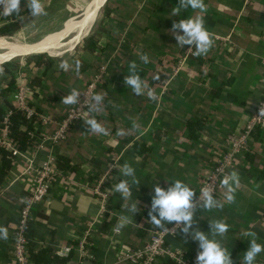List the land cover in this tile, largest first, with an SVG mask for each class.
Wrapping results in <instances>:
<instances>
[{"label":"crops","instance_id":"obj_1","mask_svg":"<svg viewBox=\"0 0 264 264\" xmlns=\"http://www.w3.org/2000/svg\"><path fill=\"white\" fill-rule=\"evenodd\" d=\"M88 3L87 13L90 5L97 8L86 26L88 34L70 49L66 45L77 34L63 38L61 56L39 52L53 60L47 71L27 61L38 54H24L26 61L17 62V88L8 96L14 104L16 90L26 87L33 105L35 93L41 92L33 78L44 73L48 108L39 111L57 121L96 83L85 120L72 124L65 138L54 141L55 123L39 124L49 135L35 160L67 156L79 168L64 173L71 176L52 189L63 209L36 213L31 235L42 245L32 244L34 264L33 253L40 250L53 252L63 264H79L85 256L77 249L78 237L90 225L87 248L93 258L88 261L125 264V249L143 246L151 229L176 223L214 157L226 150L231 135L244 129L264 93V0ZM51 7L45 10L61 12L71 5ZM93 33L103 49L90 52L82 46ZM75 57L84 61L85 69L76 65ZM191 120L203 121L194 136L188 132ZM136 141L150 151L135 148ZM24 162L13 164L5 176L8 186L3 185L5 178L0 182V264L11 263L14 225L30 186L21 176ZM109 163H114L110 199L100 217L105 204L85 184L104 174ZM263 167L264 130L255 129L231 180L169 237L171 246L202 264H227L231 258L234 264H264V179L258 175ZM66 245L71 246L69 257L60 254Z\"/></svg>","mask_w":264,"mask_h":264},{"label":"built area","instance_id":"obj_2","mask_svg":"<svg viewBox=\"0 0 264 264\" xmlns=\"http://www.w3.org/2000/svg\"><path fill=\"white\" fill-rule=\"evenodd\" d=\"M6 6L0 4V12L10 13L9 0ZM264 83V77H263ZM96 83L86 87L81 97L73 102L66 110L61 120H50L42 112L37 110L31 103V94L26 87H20L15 93L13 106L23 111V118L27 125L26 132L32 138L25 149L21 148L17 139L10 129V116L13 109L8 108L0 120V146L5 147L13 155V163L25 160L24 170L21 176L30 182L28 192L20 207L18 219L14 225L13 237L10 242L11 263L10 264H34L31 255L32 244L42 245L41 241L35 240L31 235V228L36 213L41 208L49 207V198L52 189L59 180L71 175L64 174L57 164V158L35 160L37 153L43 148V142L47 135L39 124L55 123L57 126L52 133L54 141L65 138L69 127L72 124L81 123L85 120L88 107L92 104V98ZM30 126V127H29ZM255 129L264 130V93L262 98L253 109L249 121L243 130L234 133L227 140L225 151H219L207 168L198 188L195 197L179 210L176 216V223L172 226L156 227L150 230V238L141 247L127 248L122 253V260L125 264H163L165 260H172L174 264H202L200 261L189 257L178 247H172L169 237L176 236L178 230L187 222L195 210L205 206L212 198L219 195L225 188L226 183L231 180L233 169L239 164V154L249 148V141ZM114 163H109L104 174L89 180L85 188L97 198L103 200L105 207L100 211L99 216L107 212L109 202L108 179L112 174ZM71 179V178H70ZM10 180L6 177L4 186H8ZM97 218L94 219V223ZM93 228H89L78 237L77 249L83 257L79 264L93 258L92 252L87 248L89 237ZM71 246L66 245L61 255L70 256Z\"/></svg>","mask_w":264,"mask_h":264},{"label":"trees","instance_id":"obj_3","mask_svg":"<svg viewBox=\"0 0 264 264\" xmlns=\"http://www.w3.org/2000/svg\"><path fill=\"white\" fill-rule=\"evenodd\" d=\"M31 1V0H30ZM32 3V1L30 2ZM30 3L24 10H19V0H10L9 9L10 13L0 12V36L12 37L21 27L33 19L32 15L27 16L30 13ZM108 6V5H106ZM110 11L105 9V15H109ZM97 34L93 33L89 37L83 40V49H87L90 52L96 51L98 48L103 49V46L99 44ZM34 61L35 66L45 67L47 71L51 67L53 60L46 54H38L28 57L27 61ZM74 62L77 66L84 68V61L79 57H75ZM20 68V65L15 61H4L0 63V120L5 115L8 108L13 109V113L10 116V129L13 136L17 139L21 148L25 149L29 142L32 141L30 135L26 132L27 125L25 123V118H23V111L15 108L13 104L8 100L10 92L15 91L17 88V81L15 75ZM85 69V68H84ZM83 70V69H82ZM41 74V78H43ZM39 76V75H38ZM41 78L35 76L33 82L40 85L41 92L35 93V100L32 102L33 105L43 112H46L47 108L44 105L46 103V96L42 88H44V83H41ZM40 95V96H39ZM55 98V95H54ZM68 103V102H67ZM70 102L68 103V105ZM203 124L202 120H191L188 123V132L190 136L195 135V131L200 128ZM30 127V126H29ZM135 148H143L145 151H150L151 148L147 147L145 144L136 141L134 142ZM13 155L5 147L0 146V182L3 181L5 176L13 168ZM58 167L64 173L72 172L79 168L78 164H75L67 156H59L57 160ZM260 178L264 179V167L258 171ZM154 207H151L148 211V216L151 217ZM194 219L189 223L194 224ZM188 224V225H189ZM33 258L36 264H63L64 260L58 257L51 251L40 250L33 253ZM166 264H174L172 260H166ZM227 264H234V259H229Z\"/></svg>","mask_w":264,"mask_h":264},{"label":"rangeland","instance_id":"obj_4","mask_svg":"<svg viewBox=\"0 0 264 264\" xmlns=\"http://www.w3.org/2000/svg\"><path fill=\"white\" fill-rule=\"evenodd\" d=\"M32 1V3H30ZM19 0V9L24 10L30 3V13L27 16L32 15L33 19L26 23L25 26L21 29L18 35H14L13 39H6L5 36H0V39L5 38L6 40L12 42L17 40H23L26 42H37L43 39H46L56 32L62 31L72 20H79L88 13V6L91 0ZM7 1L0 0V4L5 7ZM10 4V0H9ZM66 4L71 5V8L66 11L49 13L45 8L51 9L54 7L63 8ZM54 6V7H53ZM85 11V12H84ZM83 13V14H82ZM103 17V9L100 11L94 26L98 28L99 21ZM65 20V21H64ZM63 23V24H62ZM62 25V26H61ZM61 26V27H60ZM13 37V36H12ZM40 54L39 52L30 53ZM65 54V53H63ZM62 54V55H63ZM27 55L18 56L11 61L21 62L26 61ZM68 55H64L61 58H66Z\"/></svg>","mask_w":264,"mask_h":264},{"label":"bare ground","instance_id":"obj_5","mask_svg":"<svg viewBox=\"0 0 264 264\" xmlns=\"http://www.w3.org/2000/svg\"><path fill=\"white\" fill-rule=\"evenodd\" d=\"M92 1L95 3L96 6H99L105 0H92ZM92 6L90 5V9H91L90 12L87 15L83 16L81 20L71 21L68 24L69 26L67 25L62 31H59L46 39H43V40H40L34 43L26 42L23 40H17L16 42L15 41L10 42L6 40L8 39L7 37H5L6 39L5 38L0 39V63L5 60L12 59L18 55H24V54L33 53V52H48L53 56H61L63 54V52L60 53L61 49L66 48V46L69 47L70 49L84 35L88 34L87 32L89 30L87 31L86 26L88 25V22L92 20V17L95 15V12L97 9L95 8L94 10ZM73 33L77 34L75 35V38L71 40V42L68 45L62 46L61 42L65 40L63 38H66L67 35L73 34ZM14 37L15 36L9 39H13Z\"/></svg>","mask_w":264,"mask_h":264},{"label":"water","instance_id":"obj_6","mask_svg":"<svg viewBox=\"0 0 264 264\" xmlns=\"http://www.w3.org/2000/svg\"><path fill=\"white\" fill-rule=\"evenodd\" d=\"M49 200H50V205L49 207H46L43 209L44 212L50 213L52 209H55V210L63 209V202L59 201L58 199L53 198L52 196H50ZM83 264H94V262L86 260L83 262Z\"/></svg>","mask_w":264,"mask_h":264}]
</instances>
